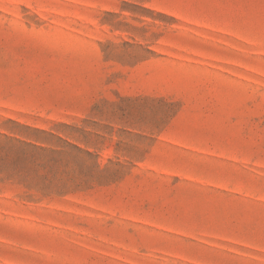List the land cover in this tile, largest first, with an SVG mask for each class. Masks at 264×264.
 Here are the masks:
<instances>
[{"label": "rangeland", "instance_id": "obj_1", "mask_svg": "<svg viewBox=\"0 0 264 264\" xmlns=\"http://www.w3.org/2000/svg\"><path fill=\"white\" fill-rule=\"evenodd\" d=\"M0 264H264V0H0Z\"/></svg>", "mask_w": 264, "mask_h": 264}]
</instances>
